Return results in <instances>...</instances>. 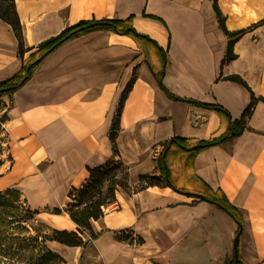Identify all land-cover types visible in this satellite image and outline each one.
Here are the masks:
<instances>
[{
    "label": "crops",
    "instance_id": "crops-1",
    "mask_svg": "<svg viewBox=\"0 0 264 264\" xmlns=\"http://www.w3.org/2000/svg\"><path fill=\"white\" fill-rule=\"evenodd\" d=\"M14 4L26 51L19 56L12 29L0 20V81L25 66L40 44L79 23L131 18V27L158 47L107 30L83 33L55 48L20 88L1 96L9 105L0 134L10 157L24 162L30 172L2 164L0 192L15 185L30 192L35 185L33 192L47 203L64 202L71 187L85 182L86 168L112 157L110 124L130 81L115 143L120 160L136 175H158L156 158L165 141L176 136L193 145L220 137L229 123L239 120L252 96L264 98V68L258 87L249 84L250 76L257 75L256 51L264 47V38L253 34L264 28V23L253 27L264 19V0H217L225 29L246 30L233 45L236 59L224 64L228 38L211 0ZM230 75L239 76L246 87L225 79ZM172 97L220 106L229 121ZM101 150L105 155L100 158ZM166 163L174 186L189 195L169 187L118 189L103 216L90 222L94 238L83 234L85 247L54 241L47 247L53 243L71 251L70 256L56 253L64 264H224L234 258L238 236L241 262L264 264V103L254 105L239 136L193 158L171 147ZM198 195H212L236 208L239 233L232 217ZM56 216L62 220H50L53 229L76 231L64 210Z\"/></svg>",
    "mask_w": 264,
    "mask_h": 264
},
{
    "label": "trees",
    "instance_id": "trees-1",
    "mask_svg": "<svg viewBox=\"0 0 264 264\" xmlns=\"http://www.w3.org/2000/svg\"><path fill=\"white\" fill-rule=\"evenodd\" d=\"M211 1L219 25L228 38L225 57L222 60V64H224L236 59V55L233 53L232 49L233 45L246 33V30H237L234 32L227 31L223 24L224 19L221 18L217 7V0ZM0 20L10 26L12 29L18 42V54L21 57L26 49H24L23 46L22 30L15 10L14 0H0ZM130 21L131 18H127L123 21H100L105 24L83 30L78 29L84 27L88 23H79L65 29L56 37L46 40L38 46L39 50L30 57L29 62L25 66H23L13 76L0 81V97L3 95H9L20 88L31 77L33 71L38 67L40 62L55 48L83 33L94 30H107L118 35L131 36L136 40H147L157 46L146 36L137 33L131 27ZM263 23L264 22L262 20L253 27L260 26ZM162 64L164 65L163 58ZM225 79L237 82L246 87V83L239 76L230 75ZM158 82H161V75L158 76ZM131 85L132 81H130L125 86V89L121 93L116 109V115L110 124L108 139L112 146V157L106 160L103 164L93 168H86L87 177L85 182L79 187H71L67 193V202L65 203L64 212L67 213L69 219L76 225V231L52 229L48 230L49 234L45 231L40 232L37 230L34 232V234H28L29 228L26 226V222L31 218V216L33 217V215L36 214V211H33L26 206L15 205L14 214H3V217L10 215L8 216L10 220H0V224L3 226L2 229H4L3 232L0 233V251L3 252V255H6L10 258V262L7 264H64V260L47 247V242L54 241L70 247H85L86 241L94 238V236L91 234L90 222L98 220L103 216L105 208L116 200V191L118 189H123L127 183L126 180L117 178V172L121 168L124 169L127 166L123 165L119 158L115 139L119 128L118 120L121 108L125 101L126 95L131 88ZM173 99L208 108L229 121L228 113L220 106L203 105L197 102L180 100L176 98ZM258 101L264 103L263 98L255 99L252 96L249 104L242 112L239 120L229 123L227 132L220 137L210 138L208 140H200L193 145H188L185 140L176 136L170 138L168 141H165L162 144V149L156 158L158 175H138L137 178L146 182L147 184L146 187H142L140 189L169 187L176 193L189 195L188 192L177 189L170 179L169 170L166 163V158L170 148L176 147L181 151L190 154V157L193 158L199 151L205 148L221 144L229 139H232L233 137L239 136L244 131L246 119L250 117L253 107ZM4 117L5 116H3V119L0 120V124L3 122ZM9 193H11L10 189L0 192V207L9 205V202L13 204L16 203V201L18 202V198L14 201H8L6 196H8ZM14 194H16V197H18L17 192ZM197 197L202 201L217 205L220 209L232 217L238 226L237 233H239L241 229V219L236 208L231 206L226 200L214 198L212 195H198ZM59 212L60 210L56 209L55 214H59ZM85 233L90 234L88 240H84L82 238L83 234ZM139 241H141V239H139ZM224 264L243 263L241 262L240 258L237 257L236 259L232 258L229 262Z\"/></svg>",
    "mask_w": 264,
    "mask_h": 264
},
{
    "label": "rangeland",
    "instance_id": "rangeland-1",
    "mask_svg": "<svg viewBox=\"0 0 264 264\" xmlns=\"http://www.w3.org/2000/svg\"><path fill=\"white\" fill-rule=\"evenodd\" d=\"M263 8H264V4H263ZM263 22H264V19H263ZM261 31H263V32H261ZM253 34L256 37L263 39L264 38V28H262L261 30H259L256 33H253ZM251 41H252L251 37H249V36L246 37V42L249 45L252 44ZM256 53H257V55H256L257 58L254 61V63H255V70L254 71H257V75H258L257 78H260L261 71L264 68V47L263 48L261 47L259 50L256 51ZM259 98H263V97H259ZM2 103H4V104L2 105ZM7 103L8 102H6V101L3 102L2 100H0V120L3 119L4 109L6 108L7 105H9ZM115 115H116V113H115ZM115 115H114V117H115ZM0 128H1V126H0ZM0 161H1V165L2 164L5 165L4 166L5 168L7 166H12V164H14V166H19L20 168H22V170L24 172H26V173L30 172V170H28V168L24 162H20V161L18 162V161H16V159H12L10 157V155L8 154V151H7V144L5 141V137L1 134H0ZM1 165H0V173H4V168ZM123 165H125V164L123 163ZM125 166H127V167H125L124 169L121 168L117 172V178L121 179V180H126V182H127L126 186L120 190H122L124 192H129V191L139 190L142 187H146V185H147L146 182L139 180L137 178L138 175H136L134 173V170L132 168H130L128 165H125ZM139 175H151V174H139ZM21 179H24V178H21ZM0 185H1V183H0ZM10 188H11L10 189L11 193H9L8 196H6L7 200L8 201H11V200L14 201L18 198V202L16 201V203H14V204L9 202V205H7L5 207H0V211H1L0 212V220H10L8 217L10 215H6L5 217H3V214H14L15 213V210H14L15 205L26 206V207H29L31 210L36 211V214H34L33 217L31 216V218L26 222V226L29 228L28 234H34V232L36 230L40 231V232L45 231L49 234L48 230L53 229L50 225V223H52V222H50V220H62V216H56V215H61L62 210L65 209V203L67 202V200H66L67 195H66V199L64 202H61V204H58V205H55V204L53 205V204L47 203V201H45L44 198H41L42 194L33 192V190L37 189V187L35 185L30 192H27V189H26L27 187H25V186L15 185V186H12ZM154 188L160 189L161 187H154ZM4 191H2V192H4ZM15 192L18 193V197H16V194H14ZM35 206H37V207H35ZM56 209L60 210L59 214H55ZM2 228H3V226L0 224V233L3 232V230H4ZM8 262H10V258L6 255H3V252L0 251V264H7Z\"/></svg>",
    "mask_w": 264,
    "mask_h": 264
},
{
    "label": "bare ground",
    "instance_id": "bare-ground-1",
    "mask_svg": "<svg viewBox=\"0 0 264 264\" xmlns=\"http://www.w3.org/2000/svg\"><path fill=\"white\" fill-rule=\"evenodd\" d=\"M249 84L253 87V88H257L258 87V78L257 75H251L249 78ZM105 155L104 151L101 150V154H100V158L103 157ZM127 156H123V159H126ZM62 245V244H61ZM59 244H53V243H49L48 247L55 253H60L64 256H70L71 251H68L67 249H65V247L61 246ZM77 258V251H75V254L73 255L72 261H75Z\"/></svg>",
    "mask_w": 264,
    "mask_h": 264
},
{
    "label": "water",
    "instance_id": "water-1",
    "mask_svg": "<svg viewBox=\"0 0 264 264\" xmlns=\"http://www.w3.org/2000/svg\"><path fill=\"white\" fill-rule=\"evenodd\" d=\"M104 24L105 23H103V22H93V23H89V24L85 25L84 27L79 28L78 30H83V29L90 28V27H95V26H102ZM237 240H238V236L235 237L234 243H233L234 259L237 258Z\"/></svg>",
    "mask_w": 264,
    "mask_h": 264
}]
</instances>
